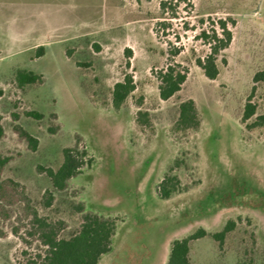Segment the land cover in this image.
<instances>
[{
    "label": "rangeland",
    "instance_id": "obj_1",
    "mask_svg": "<svg viewBox=\"0 0 264 264\" xmlns=\"http://www.w3.org/2000/svg\"><path fill=\"white\" fill-rule=\"evenodd\" d=\"M160 3L0 0V154L11 158L1 178L24 186L38 216L63 221L61 239L77 233L85 212L113 219L111 251L98 264H167L171 243L199 231L206 235L189 243L191 264H264V125L246 127L264 116V82L252 81L264 71V0H189L166 11ZM218 20L231 42L209 80L196 60L209 53L202 33H219ZM169 58L187 76L162 101L156 73ZM21 70L42 82L19 87ZM126 74L134 90L114 109L113 85ZM248 99L254 115L242 122ZM185 100L194 102L199 126L177 130ZM15 124L37 139L34 151ZM74 146L90 165L54 190L37 167L58 169L63 149ZM165 176L177 186L163 199ZM45 190L53 195L48 207ZM8 213L0 219V264H27L44 247L22 227L21 204ZM226 226L220 243L213 235Z\"/></svg>",
    "mask_w": 264,
    "mask_h": 264
},
{
    "label": "trees",
    "instance_id": "obj_2",
    "mask_svg": "<svg viewBox=\"0 0 264 264\" xmlns=\"http://www.w3.org/2000/svg\"><path fill=\"white\" fill-rule=\"evenodd\" d=\"M179 2L189 4V0H161L160 8L162 11H166L167 8L174 10L173 5ZM217 23L220 34L215 30L212 31L211 35L202 33V37L207 40L209 53L204 58L196 60V65L202 69L204 76L209 80L216 78L218 74L217 58L231 42V32L227 27L226 21L218 20ZM186 76L187 68L181 67L169 58L165 69L156 73L160 100L166 101L178 93ZM15 81L19 87H23L24 85L40 84L42 77L31 71L21 70L16 72ZM252 81L255 84L264 82V71L256 72L252 77ZM133 90L132 76L126 74L122 81L113 85L111 94L113 108L119 109ZM254 111V105L248 99L243 108L242 122L252 117ZM24 115L35 120L42 119V115L36 111H27ZM1 119L0 116V139L4 136ZM12 119L16 121L17 115L13 114ZM263 125L264 116H257L255 121L246 127L250 129ZM198 126L199 117L194 102L192 100L181 102L178 107L175 129H196ZM13 131L19 139L27 143L29 150L34 151L36 149V138L16 124L13 126ZM62 155L63 161L56 170L41 166L37 167V172L45 174L50 180L52 188L57 191L64 190L67 187V182L81 174L82 169L85 166H89L91 161V159H85L86 151L79 150L77 146L64 148ZM10 160L9 156L0 154V219L2 221L7 220L9 218L8 208L21 204L24 219L26 220L22 227L27 228L26 233L30 238L44 247L43 254H37L27 264H98L100 258L111 251V241L115 231L113 219L85 212L82 215V221L77 233L68 239L59 238V233L65 226L63 221L50 222L38 216L25 193L24 186L12 179L1 178L2 172ZM176 186V178L165 176L158 185L160 197L163 199L168 198L176 189ZM52 201L53 195L51 191L45 190L42 195L43 206H50ZM79 209L81 212L83 211L82 208ZM229 231L230 226H226L222 231L214 234L213 238L221 243L224 235ZM14 233L17 234V229ZM205 235V232L199 231L174 240L169 249L167 264H191L188 259L189 243Z\"/></svg>",
    "mask_w": 264,
    "mask_h": 264
}]
</instances>
